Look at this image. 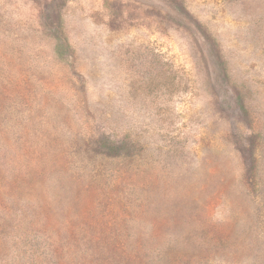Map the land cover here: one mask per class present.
<instances>
[{
	"label": "rangeland",
	"instance_id": "374dc122",
	"mask_svg": "<svg viewBox=\"0 0 264 264\" xmlns=\"http://www.w3.org/2000/svg\"><path fill=\"white\" fill-rule=\"evenodd\" d=\"M0 264H264V0H0Z\"/></svg>",
	"mask_w": 264,
	"mask_h": 264
},
{
	"label": "trees",
	"instance_id": "16d2710c",
	"mask_svg": "<svg viewBox=\"0 0 264 264\" xmlns=\"http://www.w3.org/2000/svg\"><path fill=\"white\" fill-rule=\"evenodd\" d=\"M104 142H106V141L104 140V141H101L100 143L103 144Z\"/></svg>",
	"mask_w": 264,
	"mask_h": 264
}]
</instances>
